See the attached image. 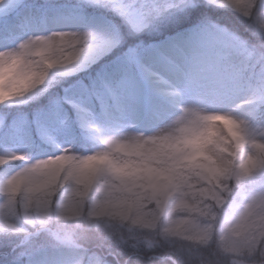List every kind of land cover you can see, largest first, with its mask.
<instances>
[{"label": "snow or ice", "instance_id": "6c2138e0", "mask_svg": "<svg viewBox=\"0 0 264 264\" xmlns=\"http://www.w3.org/2000/svg\"><path fill=\"white\" fill-rule=\"evenodd\" d=\"M0 264H264V0H0Z\"/></svg>", "mask_w": 264, "mask_h": 264}]
</instances>
